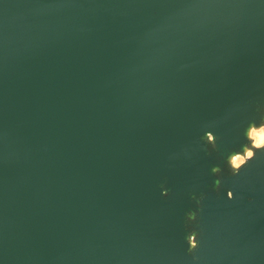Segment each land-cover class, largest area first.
<instances>
[{
	"label": "water",
	"instance_id": "obj_1",
	"mask_svg": "<svg viewBox=\"0 0 264 264\" xmlns=\"http://www.w3.org/2000/svg\"><path fill=\"white\" fill-rule=\"evenodd\" d=\"M261 128L264 0H0V264H264Z\"/></svg>",
	"mask_w": 264,
	"mask_h": 264
},
{
	"label": "bare ground",
	"instance_id": "obj_2",
	"mask_svg": "<svg viewBox=\"0 0 264 264\" xmlns=\"http://www.w3.org/2000/svg\"><path fill=\"white\" fill-rule=\"evenodd\" d=\"M253 134V145H255L256 142H261V141H264V134H261V133H258L257 131H252L250 133V135ZM251 153L250 150H246L245 151V155L246 156H249ZM235 157L237 156H234L233 159H235ZM233 165L236 166L237 165V160H233Z\"/></svg>",
	"mask_w": 264,
	"mask_h": 264
},
{
	"label": "rangeland",
	"instance_id": "obj_3",
	"mask_svg": "<svg viewBox=\"0 0 264 264\" xmlns=\"http://www.w3.org/2000/svg\"><path fill=\"white\" fill-rule=\"evenodd\" d=\"M253 131H257L258 133L264 134V128H261L260 130H253ZM253 139V134L250 135ZM260 145H264V141L261 142H256L255 146H260ZM238 157V156H237ZM242 161L241 158L237 159V164H239Z\"/></svg>",
	"mask_w": 264,
	"mask_h": 264
}]
</instances>
